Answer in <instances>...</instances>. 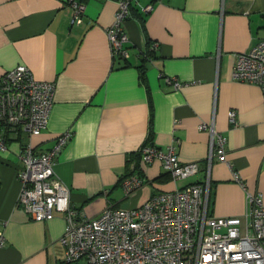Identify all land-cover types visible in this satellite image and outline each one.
I'll return each mask as SVG.
<instances>
[{
  "label": "crops",
  "instance_id": "1",
  "mask_svg": "<svg viewBox=\"0 0 264 264\" xmlns=\"http://www.w3.org/2000/svg\"><path fill=\"white\" fill-rule=\"evenodd\" d=\"M83 1L82 22L71 23L67 0H0V73L25 64L36 78L55 83L47 127L32 136L13 130L0 149V264H55L66 228L62 212L35 220L17 201L23 140L49 149L72 130L54 169L71 203L95 216L108 204L134 206L200 179L209 143L198 124L213 115L231 167L211 165L209 214L243 218L245 189L264 194V95L259 85L231 77L235 53L264 37V0H134L124 58L112 54L105 31L117 0ZM147 3L152 9L145 12ZM167 76L183 84L174 88ZM146 140L161 149L173 145L180 160L199 161V172L174 181L160 160L141 163ZM133 173L144 180L127 196L119 180Z\"/></svg>",
  "mask_w": 264,
  "mask_h": 264
},
{
  "label": "built area",
  "instance_id": "2",
  "mask_svg": "<svg viewBox=\"0 0 264 264\" xmlns=\"http://www.w3.org/2000/svg\"><path fill=\"white\" fill-rule=\"evenodd\" d=\"M133 1L117 0L113 21L105 29L114 56H128L125 21ZM67 5L71 23L82 22L85 3L67 0ZM151 9V3L142 7L145 12ZM231 77L259 85L264 95V37L235 53ZM166 81L174 88L183 84L175 77L167 76ZM54 91L53 81L36 78L25 64L0 73V149L5 147L4 132L20 130L32 136L47 127ZM228 120L236 123L234 109L228 111ZM198 128L208 133L209 143L200 179L156 192L134 206L108 204L95 216L71 203L69 186L54 169L56 156L72 130L57 135L49 149L23 141L18 154V203L32 219L47 220L55 212H62L66 219L55 264H264V194L245 189L248 211L243 218L209 214L211 165L214 160L226 161L230 167L231 163L226 158L227 138L216 128L214 116L201 121ZM155 159L174 181L189 179L200 170L199 161L180 160L173 145L161 149L144 143L141 163ZM234 177L241 182L236 171ZM143 180L133 173L121 180V187L129 196ZM4 241L0 229V247Z\"/></svg>",
  "mask_w": 264,
  "mask_h": 264
},
{
  "label": "trees",
  "instance_id": "3",
  "mask_svg": "<svg viewBox=\"0 0 264 264\" xmlns=\"http://www.w3.org/2000/svg\"><path fill=\"white\" fill-rule=\"evenodd\" d=\"M80 1H83V0H80ZM83 2H84V1H83ZM148 55H150V54H148ZM116 56H117V57H120V58H123V57L120 56V55H116ZM146 56H147V54H144V59H146ZM142 74H143V68L140 67V76H141V77H142ZM152 115H153V108H152V105L150 104V115H149V127H150V131H149V134H151V132H152V130H151ZM3 136L6 137V136H7V133L4 132ZM23 141H25V140H23ZM23 141L21 142V144H23ZM5 142H6V141H5ZM146 142H149V141L146 140L144 143H146ZM139 154H140V150H139ZM125 176H127V175H125ZM125 176H122V177L120 178L119 183H121V180H122ZM208 199H209V201H210V199H211V184H210V190H209V196H208Z\"/></svg>",
  "mask_w": 264,
  "mask_h": 264
},
{
  "label": "rangeland",
  "instance_id": "4",
  "mask_svg": "<svg viewBox=\"0 0 264 264\" xmlns=\"http://www.w3.org/2000/svg\"><path fill=\"white\" fill-rule=\"evenodd\" d=\"M129 207V206H128Z\"/></svg>",
  "mask_w": 264,
  "mask_h": 264
}]
</instances>
